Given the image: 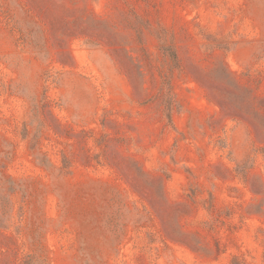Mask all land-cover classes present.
<instances>
[{
	"label": "rangeland",
	"instance_id": "rangeland-1",
	"mask_svg": "<svg viewBox=\"0 0 264 264\" xmlns=\"http://www.w3.org/2000/svg\"><path fill=\"white\" fill-rule=\"evenodd\" d=\"M0 264H264V0H0Z\"/></svg>",
	"mask_w": 264,
	"mask_h": 264
},
{
	"label": "trees",
	"instance_id": "trees-1",
	"mask_svg": "<svg viewBox=\"0 0 264 264\" xmlns=\"http://www.w3.org/2000/svg\"><path fill=\"white\" fill-rule=\"evenodd\" d=\"M170 117H171V115H170Z\"/></svg>",
	"mask_w": 264,
	"mask_h": 264
}]
</instances>
